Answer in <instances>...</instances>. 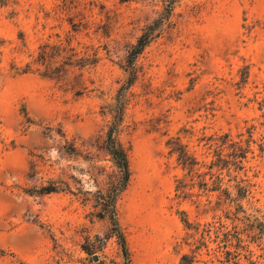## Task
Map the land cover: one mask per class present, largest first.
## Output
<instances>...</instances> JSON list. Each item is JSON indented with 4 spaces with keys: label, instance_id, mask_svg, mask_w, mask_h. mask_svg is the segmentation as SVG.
Wrapping results in <instances>:
<instances>
[{
    "label": "rangeland",
    "instance_id": "374dc122",
    "mask_svg": "<svg viewBox=\"0 0 264 264\" xmlns=\"http://www.w3.org/2000/svg\"><path fill=\"white\" fill-rule=\"evenodd\" d=\"M110 130L130 264H264V0H0V264H126Z\"/></svg>",
    "mask_w": 264,
    "mask_h": 264
},
{
    "label": "trees",
    "instance_id": "16d2710c",
    "mask_svg": "<svg viewBox=\"0 0 264 264\" xmlns=\"http://www.w3.org/2000/svg\"><path fill=\"white\" fill-rule=\"evenodd\" d=\"M148 37H149V34L147 32H145L141 36H139L136 45L132 49L129 62H131L132 57H134L136 54H138L141 51V49L147 44ZM106 142H107L106 148H107L108 153L110 154L112 160L115 162V164L118 166V168L121 171V177L118 180L117 185L113 187V190H111L112 194L109 195L108 207H109L110 212H111V220H112L113 224L116 226L115 229L117 232V237L119 239V244L121 246L122 255L125 259V263L130 264L129 253H128V249L126 246V241H125V238H124L122 232L117 227V221L115 218V210H114V203H115V198L117 196V191L122 190L125 187L126 182L128 180V176H129L128 160H127V156H126V152H125L124 148L122 146H119L113 140L112 130H110V132L108 133V137H107ZM219 161L221 162V164L223 163L224 165H226V163L229 160H227L223 157H219ZM194 163H196V162L193 158L191 161H188L186 158H183V161H181V164L183 165V167L187 168L189 171L192 170ZM205 186H206V184H205ZM205 189L209 190L208 187H206ZM186 260H187V255L184 254L181 257V261H183V264H185ZM186 264H189V262H186Z\"/></svg>",
    "mask_w": 264,
    "mask_h": 264
}]
</instances>
